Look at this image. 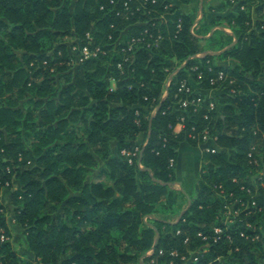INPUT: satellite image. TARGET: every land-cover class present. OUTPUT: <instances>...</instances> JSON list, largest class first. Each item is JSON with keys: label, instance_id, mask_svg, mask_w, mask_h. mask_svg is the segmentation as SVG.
Returning <instances> with one entry per match:
<instances>
[{"label": "trees", "instance_id": "obj_1", "mask_svg": "<svg viewBox=\"0 0 264 264\" xmlns=\"http://www.w3.org/2000/svg\"><path fill=\"white\" fill-rule=\"evenodd\" d=\"M127 1L0 0V264H264V0Z\"/></svg>", "mask_w": 264, "mask_h": 264}, {"label": "crops", "instance_id": "obj_2", "mask_svg": "<svg viewBox=\"0 0 264 264\" xmlns=\"http://www.w3.org/2000/svg\"><path fill=\"white\" fill-rule=\"evenodd\" d=\"M200 1V8L203 6V0ZM221 2L219 0H206L205 9L209 7H219ZM190 9V6H181L180 11L186 13ZM201 15L199 16V18ZM165 18V17H164ZM227 32H229L227 30ZM196 87V86H195ZM207 97L212 96V91L206 92ZM181 130L180 126H177L175 132H179ZM204 151V147L199 145L197 147H191L187 144H183L180 148L179 157L175 166V182L172 184L173 192L164 199V202L171 209L175 210L176 213L179 212L178 216L175 218V215L172 216V222L177 221L180 214L185 211L190 203V197H192L197 191V184L199 180L200 171L203 167V163L201 161V154ZM183 160L185 164L184 170L181 169L180 162ZM188 162H192L193 169L192 173L187 172L186 164ZM180 207V210H179Z\"/></svg>", "mask_w": 264, "mask_h": 264}, {"label": "built area", "instance_id": "obj_3", "mask_svg": "<svg viewBox=\"0 0 264 264\" xmlns=\"http://www.w3.org/2000/svg\"><path fill=\"white\" fill-rule=\"evenodd\" d=\"M129 2H131V0H129ZM147 2H148V0H142L141 6H140L139 3L136 1V3H138V5L135 6V10L133 11L131 9V7L129 6L128 1H127V2L124 3V11H125L126 15L133 16L135 13L139 12L140 9L142 8V6H144ZM151 3L154 4V3H156V1L155 0H152ZM167 7H170V5L167 6ZM128 17H126V19H128ZM87 39L88 40H91L88 35H87ZM159 39H160V37H157L153 41V43H147V44H145V48H148L149 49L152 46H156L157 41ZM140 40L141 39L132 40V42H140ZM73 50H75V48H73ZM99 52H100L99 48H95L94 50L91 51V50L88 49V47H83L80 50V55H81L80 61L86 60V59H88L90 57H95L96 55H98ZM118 68H121V65H118ZM221 78H222V74L219 75L218 79H221ZM214 83H215V81L212 82V84H214ZM166 84H168V82ZM179 90H185L186 92H189L190 89L186 86L185 83H182ZM188 104H189V102L187 100H185V101H183L181 103V105H182L183 108L187 107ZM180 121H182V119ZM202 140H203V142H207V141L210 140L207 131L203 132V134H202ZM204 150L206 152H208L210 150V148H205ZM137 152H138V149H135V151L133 152V154H130V155L131 156H135L137 154Z\"/></svg>", "mask_w": 264, "mask_h": 264}, {"label": "rangeland", "instance_id": "obj_4", "mask_svg": "<svg viewBox=\"0 0 264 264\" xmlns=\"http://www.w3.org/2000/svg\"><path fill=\"white\" fill-rule=\"evenodd\" d=\"M180 165H181L180 168L184 170L185 164L183 163V160H181ZM186 167H187V172L189 174L192 173V169H193L192 162H188L186 164ZM0 197L2 204L4 206H7V192L5 190L1 191ZM7 223L11 231V242L14 249L17 251V254L22 258H31V254L28 253L26 249V244L23 238V232L17 226L11 223L10 214L7 215ZM149 255L150 254H147V256Z\"/></svg>", "mask_w": 264, "mask_h": 264}, {"label": "water", "instance_id": "obj_5", "mask_svg": "<svg viewBox=\"0 0 264 264\" xmlns=\"http://www.w3.org/2000/svg\"><path fill=\"white\" fill-rule=\"evenodd\" d=\"M190 204V203H189ZM189 206V205H188ZM183 214V212L180 214V216H179V218H178V220L180 219V217H181V215Z\"/></svg>", "mask_w": 264, "mask_h": 264}]
</instances>
